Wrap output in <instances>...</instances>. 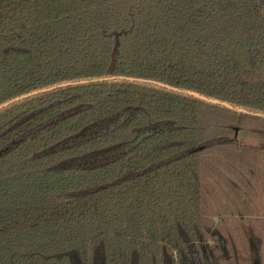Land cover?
Here are the masks:
<instances>
[{"label": "trees", "instance_id": "1", "mask_svg": "<svg viewBox=\"0 0 264 264\" xmlns=\"http://www.w3.org/2000/svg\"><path fill=\"white\" fill-rule=\"evenodd\" d=\"M1 107L0 264H264V0H0Z\"/></svg>", "mask_w": 264, "mask_h": 264}, {"label": "water", "instance_id": "2", "mask_svg": "<svg viewBox=\"0 0 264 264\" xmlns=\"http://www.w3.org/2000/svg\"><path fill=\"white\" fill-rule=\"evenodd\" d=\"M211 102H213V103H217V102H215V101H211ZM3 107H1L0 109H2Z\"/></svg>", "mask_w": 264, "mask_h": 264}]
</instances>
